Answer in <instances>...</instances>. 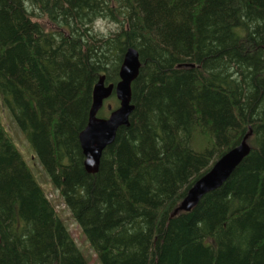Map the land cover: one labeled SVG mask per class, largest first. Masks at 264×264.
Wrapping results in <instances>:
<instances>
[{
  "label": "trees",
  "instance_id": "16d2710c",
  "mask_svg": "<svg viewBox=\"0 0 264 264\" xmlns=\"http://www.w3.org/2000/svg\"><path fill=\"white\" fill-rule=\"evenodd\" d=\"M129 48V127L88 174L92 90ZM0 100L100 264H264V0H0ZM249 130L228 180L172 216ZM0 264H89L1 120Z\"/></svg>",
  "mask_w": 264,
  "mask_h": 264
},
{
  "label": "water",
  "instance_id": "95a60500",
  "mask_svg": "<svg viewBox=\"0 0 264 264\" xmlns=\"http://www.w3.org/2000/svg\"><path fill=\"white\" fill-rule=\"evenodd\" d=\"M140 67L137 51L129 48L123 56L118 83L106 85L105 78L101 77L93 87L88 121L79 134L84 169L88 174L98 172L102 153L114 143L118 130L129 127V118L134 110L131 104V86L139 75ZM113 93L119 103L118 108L111 111V105H108L107 109L111 111L109 117H97L104 102ZM251 134L249 130L237 146L221 156L207 173L194 182L172 216L179 212H190L206 194L220 188L228 180L249 154L250 146L247 140Z\"/></svg>",
  "mask_w": 264,
  "mask_h": 264
},
{
  "label": "rangeland",
  "instance_id": "374dc122",
  "mask_svg": "<svg viewBox=\"0 0 264 264\" xmlns=\"http://www.w3.org/2000/svg\"><path fill=\"white\" fill-rule=\"evenodd\" d=\"M42 24L45 25L46 28L52 27L50 24L46 22V20L41 21ZM100 29L106 30V25L98 22L96 24ZM12 116L9 112L2 107V101L0 100V120L4 129L7 131L11 139L17 145V148L20 150L23 158L29 165L32 170V174L37 181V183L43 188L45 193H47L48 199L53 201L56 204V212L64 219L65 224L69 228V231L72 235V238L76 242V244L80 247L82 253L88 258L89 264H100L97 262L96 255L92 252L89 243L83 237L80 228L76 224L74 220H71L68 216L67 212L64 209L63 204L58 200V193L56 189L51 185L49 178L46 174H44L43 168L37 162H34V157L32 155L31 146L28 141V138L25 134L17 127V125L12 120ZM31 152V154H30Z\"/></svg>",
  "mask_w": 264,
  "mask_h": 264
}]
</instances>
